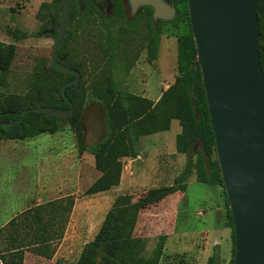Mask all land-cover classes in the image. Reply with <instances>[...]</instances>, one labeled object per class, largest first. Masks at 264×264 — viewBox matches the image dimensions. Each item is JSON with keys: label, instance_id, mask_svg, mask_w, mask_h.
Wrapping results in <instances>:
<instances>
[{"label": "rangeland", "instance_id": "rangeland-1", "mask_svg": "<svg viewBox=\"0 0 264 264\" xmlns=\"http://www.w3.org/2000/svg\"><path fill=\"white\" fill-rule=\"evenodd\" d=\"M52 2L0 0V42L16 45L0 94H27L37 78V67L49 66L57 34L44 32L51 28L47 16L60 12L50 6ZM183 20L162 26L156 60L146 50L132 51L120 63L118 78L128 91L157 102L176 80L177 36L191 31L190 23ZM96 25L78 24L64 49L74 53L70 62L82 66V79L90 91L103 81L101 70L107 61L112 57L113 61L115 52L121 50L118 41L114 44L118 50L111 51L104 31ZM16 31L26 37L18 38ZM105 122L101 103L87 102L82 107L87 144L105 136ZM180 132L178 120H172L169 130L143 136L137 158L124 130H119L104 152H81L69 118L62 120L55 134L0 140V264L74 263L119 195L137 200L152 188L173 185L186 172L188 156L176 149ZM116 161L123 166L119 185L86 194ZM186 183L183 198L170 196L144 209L134 234L145 239L148 254L162 234L167 236L160 264H208L214 254L220 257L218 264H230L232 233L230 227L222 226L228 220L224 187L199 182L195 167Z\"/></svg>", "mask_w": 264, "mask_h": 264}, {"label": "trees", "instance_id": "trees-1", "mask_svg": "<svg viewBox=\"0 0 264 264\" xmlns=\"http://www.w3.org/2000/svg\"><path fill=\"white\" fill-rule=\"evenodd\" d=\"M65 3V0H53L50 4V6L60 9V12L58 11L55 16L53 14L47 16L49 25L51 22L60 23ZM75 9L74 7L71 14L73 20L77 16ZM257 12L261 34L259 56L264 75V0H257ZM187 22L190 23V19ZM75 28L69 31L62 52H65L66 42L74 33ZM190 28V33L177 36L178 75L176 80L163 91L157 102L128 91L123 86L124 80L118 78V71L122 66L108 62V65H105L101 70L103 81L98 83V86L92 91L85 87L82 77L79 83L66 88L67 96L74 105V112L70 116L59 120V117L55 115L30 111L21 124L1 127L0 140H24L44 133L55 134L61 128L62 120L69 118L75 129L80 151H88L94 155L104 152L119 130H124L130 151L137 158L141 155L140 139L143 136L169 130L172 120H178L181 132L176 137V149L177 152L188 156L186 172L180 175L173 185L152 188L137 200H134L131 195H119L108 210L94 239L84 246L78 259L72 264H160L167 236L162 234L155 248L148 254L146 253L145 239L134 234L136 224L144 209L178 191L185 192L188 186L186 180L194 167L199 182L224 187L228 217L225 225L230 227L233 241V256L230 264L234 263L233 218L217 159L214 131L210 125V112L205 88L201 72L195 66L197 48L191 23ZM14 33L18 38L26 37V34L18 31ZM159 43V40H151L149 43L148 55L151 60L158 58ZM15 53V44L0 42V83H5ZM67 53H69L68 58L64 63L62 62V65L83 73L82 66L70 62L74 53ZM36 73L37 78L27 94L8 96L0 94V123L19 119L20 116L16 114L17 111L23 112L39 103L43 106H53L60 109L70 108L68 101L59 96L58 92L61 85L75 75L69 74L65 78L64 72L58 68L55 69L54 73H51L45 72L40 66L37 67ZM196 75L199 76L198 79H196ZM193 84H195V99L191 98L189 91ZM87 102L101 103L106 113L105 136L98 142L91 144L85 142L81 124V109ZM194 156H197L195 162L192 160ZM122 169L123 166L120 161L113 162L90 185L86 194L108 191L119 185ZM219 261L220 257L214 254L208 259V264H218Z\"/></svg>", "mask_w": 264, "mask_h": 264}, {"label": "water", "instance_id": "water-1", "mask_svg": "<svg viewBox=\"0 0 264 264\" xmlns=\"http://www.w3.org/2000/svg\"><path fill=\"white\" fill-rule=\"evenodd\" d=\"M75 1L65 0L51 62L43 68L51 73L58 68L65 77L76 75L62 84L58 92L70 108L39 103L23 112L17 111L20 118L0 123V130L2 126L21 124L30 111L55 115L59 120L74 112L66 88L79 83L81 73L60 64L57 56L67 29L71 28ZM150 3L155 5L156 19L166 18L164 0ZM188 11L197 48L195 66L201 72L217 159L233 218V264H264V75L259 56L257 0H188ZM189 91L195 99V84Z\"/></svg>", "mask_w": 264, "mask_h": 264}, {"label": "flooded vegetation", "instance_id": "flooded-vegetation-1", "mask_svg": "<svg viewBox=\"0 0 264 264\" xmlns=\"http://www.w3.org/2000/svg\"><path fill=\"white\" fill-rule=\"evenodd\" d=\"M150 1L137 0L134 3L132 0H76L72 10L74 7L76 8L77 16L74 20L70 16L71 28L67 29L68 34L65 40L69 35V31L73 30L78 24L89 21L97 23L96 26L104 31L105 41L110 44L111 51L118 50L114 44L118 41L121 42V50L115 52L116 58L112 61V57L107 63L120 64L134 53L132 51L142 52L146 50L148 52L150 41L160 40L162 26L183 19L184 22L189 20L188 0H164L165 5H167L164 11L166 18L164 19L155 18V5ZM61 24L62 15L60 23L51 22V28L45 31L52 35L57 34V39ZM63 45L57 56L60 64L64 63L69 55L67 52H62ZM75 77L76 75L70 78L69 81Z\"/></svg>", "mask_w": 264, "mask_h": 264}, {"label": "crops", "instance_id": "crops-1", "mask_svg": "<svg viewBox=\"0 0 264 264\" xmlns=\"http://www.w3.org/2000/svg\"><path fill=\"white\" fill-rule=\"evenodd\" d=\"M166 89H167V88H165L164 90H166ZM162 93H163V92H162ZM162 93H161V95H162ZM161 95H160V97H161ZM160 97H158L157 100H159ZM157 100H156V101H157ZM183 154H184V153H183ZM185 195H186V191H185V192H181V193H179V191H178V192H176V193H174V194H172V195H170V196H174V198H176V197H178V198H183ZM170 196H169V197H170ZM222 226H224V227L228 230L227 226L225 225V222L222 223ZM216 244H220V242L217 241ZM207 247H208V246H207Z\"/></svg>", "mask_w": 264, "mask_h": 264}]
</instances>
